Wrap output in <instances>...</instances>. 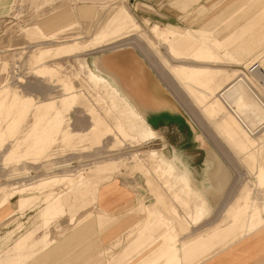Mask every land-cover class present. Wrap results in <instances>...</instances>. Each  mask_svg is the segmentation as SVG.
<instances>
[{"label": "rangeland", "instance_id": "374dc122", "mask_svg": "<svg viewBox=\"0 0 264 264\" xmlns=\"http://www.w3.org/2000/svg\"><path fill=\"white\" fill-rule=\"evenodd\" d=\"M131 50L163 100L147 120L95 69ZM240 80L264 101V0H0V264H201L264 232V110L219 98ZM114 183L117 215L97 204Z\"/></svg>", "mask_w": 264, "mask_h": 264}, {"label": "bare ground", "instance_id": "6f19581e", "mask_svg": "<svg viewBox=\"0 0 264 264\" xmlns=\"http://www.w3.org/2000/svg\"><path fill=\"white\" fill-rule=\"evenodd\" d=\"M130 48L133 49L132 47H130ZM132 52H133V50L126 51V52H123V53L118 54V55L112 54V55H108V56H103V57H101L95 61V67H96L95 69L99 74L105 73L107 75V77L113 79L114 82L126 92V94L129 96V98L133 101V104L135 105L137 110H139V112H141L142 115L144 116V113L142 112V104H145V102L150 104L151 106H155V107H161L164 105H163V100L158 95V91L160 89L159 84L152 77H150L147 72H145V71L143 72L142 68L140 67V63L134 59V55ZM133 81H135V83ZM242 82L244 83L243 80H240L238 82H234L233 84L229 85L227 88H225L224 90H222L220 92L219 98L221 99V101L223 102L225 107L227 106L226 104L234 107L233 103L229 100L227 94H228V91L230 89L235 88L239 84L238 88H239L240 92L246 97L247 101L254 103V100H256L257 103L259 105H261V107L264 110V102L259 98V95L252 88H250L248 85H246V84H245V86L242 85ZM246 91H247V93H246ZM14 99H16V98H14ZM44 104L45 103H43V105ZM251 105L255 108V110L258 111V115H260V117L264 118V113L261 112L260 108L256 105V103L251 104ZM232 110L234 111L235 114H237V116H239L240 119L243 120V122H245L246 124H249L244 118H242L238 114V112L235 110V108H232ZM59 114H61V113H59ZM57 115H58V113H57ZM60 116L61 115H59L58 117L60 118ZM55 117H56L55 119L58 118L57 116H55ZM145 119H146V117H145ZM60 121H62V120H60ZM56 122H57V120H56ZM206 154H207V152H206ZM207 157L208 156L206 155V158ZM168 158H167L169 160V161H167L168 165L174 169H178L181 172L183 179H185V181L187 182L186 190L187 191L192 190V188L190 186V179H191L190 173L191 172H190L188 166L185 165L186 168L183 169V168L177 166L178 165L177 160H179V159H177L174 156L173 157L170 156ZM60 164H59V166H57L55 168L58 169V168L65 167L68 165V164H63V163H62L63 165H60ZM208 175L210 177V180H209V186H208L207 192L205 194H208V196L210 198H212L214 196H217L214 198H218L220 196L222 190H223V185H224V183L226 181V177H227V171H226L224 165H222V163H216V161H215L213 163V166L209 170ZM213 202L214 201L212 199V203ZM8 203H9L8 200L3 201V203L0 204V209L5 208L8 205Z\"/></svg>", "mask_w": 264, "mask_h": 264}, {"label": "crops", "instance_id": "0c3cea01", "mask_svg": "<svg viewBox=\"0 0 264 264\" xmlns=\"http://www.w3.org/2000/svg\"><path fill=\"white\" fill-rule=\"evenodd\" d=\"M166 16H168V14ZM204 29L213 30L211 28L208 29L207 27H204ZM177 44H179V48L186 53H191L195 46L192 41L187 40L186 38H180V42H177ZM238 79L243 78L239 77ZM231 102L235 106V110L238 114L247 121L248 117L246 114H242L243 112L240 106H238L235 101L231 100ZM204 162H206V159L200 158V163L204 164ZM116 184L117 183H114V185L105 190H103L104 186L101 187L97 196L99 209L107 212L108 214L113 213L114 215H117L120 211L125 209L129 205L130 200H132L131 194ZM208 201H210L212 205V201ZM1 212L2 211H0V223L6 217L5 215L3 216V213ZM201 264H264V232H257L241 241H238L226 249L224 248L223 250L213 254L211 258Z\"/></svg>", "mask_w": 264, "mask_h": 264}]
</instances>
